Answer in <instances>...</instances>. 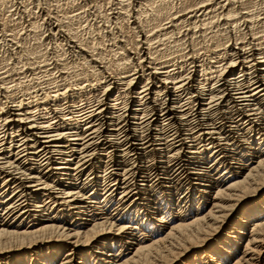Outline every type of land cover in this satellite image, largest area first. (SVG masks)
I'll list each match as a JSON object with an SVG mask.
<instances>
[{
    "label": "bare ground",
    "instance_id": "obj_1",
    "mask_svg": "<svg viewBox=\"0 0 264 264\" xmlns=\"http://www.w3.org/2000/svg\"><path fill=\"white\" fill-rule=\"evenodd\" d=\"M253 54L219 68L210 97L196 74L156 72L146 55L133 76L110 82L106 95L122 85L127 96L117 115L106 99L79 120L53 108L56 133L6 106L4 128L24 138L14 150L0 141V264H264V56ZM65 95H45L40 106L47 111ZM148 102L150 114L137 121ZM189 109L197 121L190 129ZM214 111L223 121L234 113L238 125L210 123ZM160 118L169 130L154 139L150 126ZM107 147L132 161H93ZM183 176L197 181L185 199L198 208L177 196Z\"/></svg>",
    "mask_w": 264,
    "mask_h": 264
},
{
    "label": "rangeland",
    "instance_id": "obj_2",
    "mask_svg": "<svg viewBox=\"0 0 264 264\" xmlns=\"http://www.w3.org/2000/svg\"><path fill=\"white\" fill-rule=\"evenodd\" d=\"M145 42L147 46L142 45ZM142 46L147 47L148 51L143 50ZM238 53L249 58L247 60L251 59L253 53L257 56L255 58L264 56V0H0V141L6 140L8 149L11 146L18 148L20 140L24 138L17 128L11 127L13 131L4 128L3 122L8 114L5 107L9 104L20 111L25 109L20 113L31 112L32 119L41 126L53 125L51 131L56 133L53 108L59 109V113L68 118L77 114L75 119L79 120V115L106 99L114 106L113 115H117V109L124 106L122 103L127 96L122 85L118 89L113 88L114 93L109 91L111 96L106 95L112 87L110 82L112 78L133 76L146 55L156 72L172 71L173 75L175 71L178 75L173 78L196 74L199 87H205V96L210 97L221 84L215 72L237 61ZM244 84L241 82L240 88L248 90L249 85ZM60 92H65V99H68H58L56 104L52 102L56 106L44 111L40 103L45 95L55 96ZM186 93L182 95L183 98L193 96ZM148 104L141 108L137 116L140 120L137 121H145L147 113L150 114ZM261 105L264 110V102ZM191 111L194 112L189 109L185 116L189 129L194 128L197 122ZM220 113L219 116L216 111L211 113L209 122L219 125L228 120V126L238 125L237 115L229 113L223 117V121ZM114 117H111L112 126L116 128L121 121ZM160 120L158 128L150 126L154 139L169 130L164 120ZM106 123V126H111L110 121ZM72 128L66 131H78ZM143 131L146 135L149 133L146 129ZM112 151L108 147L102 148L99 152L102 158L97 156L93 161H132V157H122ZM16 154V151H12L10 155L14 161L20 158ZM80 156H76L74 161H78ZM153 159L150 153L142 161ZM167 175L165 177L168 178L171 171ZM182 178V183L176 186L179 188V191L176 190L178 198L184 200L182 206L198 208L200 205L193 201L195 197L186 202L191 184L197 181ZM163 181L167 186L168 181ZM163 215L162 212L157 217Z\"/></svg>",
    "mask_w": 264,
    "mask_h": 264
}]
</instances>
